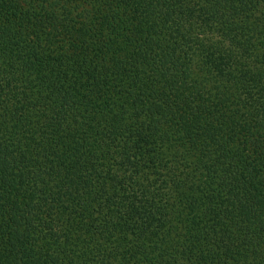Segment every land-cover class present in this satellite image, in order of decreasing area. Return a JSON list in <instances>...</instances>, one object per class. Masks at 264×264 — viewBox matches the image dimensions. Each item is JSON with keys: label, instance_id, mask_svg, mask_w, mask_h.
Wrapping results in <instances>:
<instances>
[{"label": "trees", "instance_id": "obj_1", "mask_svg": "<svg viewBox=\"0 0 264 264\" xmlns=\"http://www.w3.org/2000/svg\"><path fill=\"white\" fill-rule=\"evenodd\" d=\"M0 264H264V0H0Z\"/></svg>", "mask_w": 264, "mask_h": 264}]
</instances>
